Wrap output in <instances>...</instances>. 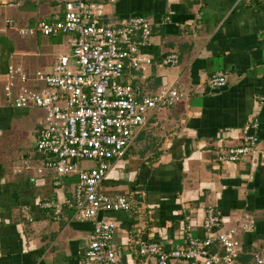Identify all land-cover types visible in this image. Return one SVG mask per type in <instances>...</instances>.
<instances>
[{"label":"crops","instance_id":"obj_1","mask_svg":"<svg viewBox=\"0 0 264 264\" xmlns=\"http://www.w3.org/2000/svg\"><path fill=\"white\" fill-rule=\"evenodd\" d=\"M66 1L0 0V264H82L94 227L67 204L75 201L77 175L37 170L45 161L36 149L45 112L16 107L4 94L10 65L52 72L60 54H73L71 35L23 36L7 20L33 27L62 15ZM96 1L105 2L104 25L134 14L151 21L142 47L151 61L126 76L138 98L170 86L184 95L150 113L100 187L139 196L135 210L105 214L117 224L121 264H155L140 254L143 240L185 246L187 224L203 236L209 206L224 228L241 226L240 259L251 262L264 247V0ZM173 53L178 64L162 65ZM213 73L225 74L224 88H211ZM246 128L259 137L256 157L219 161V149L243 143Z\"/></svg>","mask_w":264,"mask_h":264},{"label":"built area","instance_id":"obj_2","mask_svg":"<svg viewBox=\"0 0 264 264\" xmlns=\"http://www.w3.org/2000/svg\"><path fill=\"white\" fill-rule=\"evenodd\" d=\"M105 6L103 1L67 0L62 15L33 27H18L7 20L23 36H72L73 54H60L52 72L32 74L20 65H10L4 94L16 107H36L45 112L36 143L45 161L37 170L77 175L75 201L68 199L67 204L74 209L75 218L94 224L82 264H121L113 245L117 224L105 214L130 212L138 203L132 192L110 195L100 187L111 163L125 156L150 113L172 107L184 96L170 86L138 98L134 85L124 82V74L126 69H145L150 63L142 47L148 45L151 21L144 14H134L123 23L104 25L100 19ZM178 62L179 55L173 53L164 58L162 65L175 66ZM227 83L225 74L213 73L209 78L212 89L224 88ZM249 129H245L243 143L219 149V161L256 157L259 137L249 134ZM83 162L94 164L87 166ZM25 168L29 166L18 171ZM202 226L203 236L194 234L192 224L182 228L186 243L183 247L143 240L140 254L155 258V264H264V247L253 254L251 262L241 261L237 239L241 226L224 228L214 206L206 209Z\"/></svg>","mask_w":264,"mask_h":264},{"label":"trees","instance_id":"obj_3","mask_svg":"<svg viewBox=\"0 0 264 264\" xmlns=\"http://www.w3.org/2000/svg\"><path fill=\"white\" fill-rule=\"evenodd\" d=\"M64 7H65V6H64ZM163 60H164V59H163ZM163 60H162V62H163ZM166 66H169V65H166ZM132 69H134V68H131V70H132ZM130 72H131V71H130ZM130 72H129V70L126 69L125 74H124V75H125L124 82H129V80L126 78V76H128ZM127 74H128V75H127ZM211 75H212V74H211ZM135 197H136V199L139 198V196L136 195V194H135Z\"/></svg>","mask_w":264,"mask_h":264},{"label":"water","instance_id":"obj_4","mask_svg":"<svg viewBox=\"0 0 264 264\" xmlns=\"http://www.w3.org/2000/svg\"><path fill=\"white\" fill-rule=\"evenodd\" d=\"M102 216H103V213H100L99 219H101ZM155 261H157V260L155 259Z\"/></svg>","mask_w":264,"mask_h":264},{"label":"rangeland","instance_id":"obj_5","mask_svg":"<svg viewBox=\"0 0 264 264\" xmlns=\"http://www.w3.org/2000/svg\"><path fill=\"white\" fill-rule=\"evenodd\" d=\"M85 163H88V162H83V164H85Z\"/></svg>","mask_w":264,"mask_h":264}]
</instances>
